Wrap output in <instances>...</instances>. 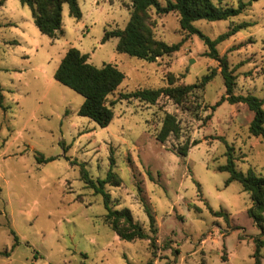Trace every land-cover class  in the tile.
I'll use <instances>...</instances> for the list:
<instances>
[{"label":"rangeland","instance_id":"obj_1","mask_svg":"<svg viewBox=\"0 0 264 264\" xmlns=\"http://www.w3.org/2000/svg\"><path fill=\"white\" fill-rule=\"evenodd\" d=\"M130 1L77 0L79 20L64 5L60 30L50 39L36 29L28 7L0 0V253L11 248L10 232L19 242L0 264H252L253 241H264V231L248 216L249 195L237 182L225 185L228 174L218 171L230 147L236 170L264 178V145L248 132L252 113L241 103L210 110L224 95L220 68L197 36L180 29L176 13L148 11L155 40L181 43L153 63L117 53L116 39L100 43L104 31L125 27ZM157 1L163 6L166 0ZM212 3L236 7L238 0ZM242 23L250 26L216 50L233 69L234 94L262 100L264 111V0L227 21L193 26L213 40ZM71 48L89 64H111L124 76L107 97V104L114 102L113 119L104 128L78 116L83 98L53 79ZM212 70L215 76L194 90L185 110L165 97L155 105L120 100L139 89L198 84ZM166 113L180 122L184 138L199 142L185 158L173 152L172 137L155 140ZM82 170L92 180L111 170L118 181L105 186L111 207L128 209L150 235L147 206L155 249L149 240L119 239L104 221L101 197L85 187Z\"/></svg>","mask_w":264,"mask_h":264},{"label":"trees","instance_id":"obj_2","mask_svg":"<svg viewBox=\"0 0 264 264\" xmlns=\"http://www.w3.org/2000/svg\"><path fill=\"white\" fill-rule=\"evenodd\" d=\"M257 0H248L243 3L238 0L236 7H221L212 3V0H166L162 6L157 0H131L129 5V20L123 29L104 31L100 43L116 39L115 51L125 54L131 58H136L148 63L155 62L158 58L168 56L178 51L181 43L167 45L153 38L148 11L153 10L156 15L176 13L179 17L178 23L182 31L188 35H195L207 48L206 56L218 63L219 74L223 80L224 95L210 107L211 111L220 106L223 102L230 105L244 104L252 113V120L248 126V132L253 137H258L264 145V111L263 101L252 96H240L234 94L235 76L233 69H229L225 56H219L216 46L227 40L235 33L239 32L250 24L242 23L231 27L227 32L211 40L197 30L193 23L197 21L218 22L227 21L240 15L246 6ZM3 2V1H1ZM22 6L28 7L34 26L41 35L54 38L60 30L62 20V7L67 6L68 15L79 20L81 12L77 0H18ZM215 76V70L200 78L198 84L172 86L160 89H139L132 93L122 95L120 100L134 99L149 105H155L160 97H165L174 105L186 109L187 99L194 94V90L202 89ZM123 74L111 64H103L95 67L88 63L87 56L78 50L69 49L61 59L59 65L53 73V79L60 85L70 89L83 98L77 115L85 117L101 128L110 124L113 119L112 106L114 102L107 104V97L111 95L121 84ZM170 137L175 139L173 152L179 158H185L188 150L197 145L198 141H189L180 126V122L174 115L166 113L161 121V127L155 135L158 143H165ZM112 154V152L110 153ZM226 163L218 168L219 172L228 174L225 185L237 182L242 191L249 195L251 207L248 216L254 225L264 231V178L254 175L251 171L242 173L235 169L232 149L226 147ZM53 158L44 160L39 158V162L51 161ZM109 165H114L112 155L109 158ZM81 179L87 189L93 191L102 199L105 210L104 221L112 231L123 241L149 240L151 249H155L154 236L156 234L155 221L147 206L144 211L148 219L149 234L133 221L130 211L126 208L114 210L110 205V195L105 191L106 185H118L114 173L109 170L103 179L92 180L87 172L81 171ZM214 212L213 215H218ZM13 243L9 251L0 253V256L9 257L10 252L18 245V238L13 232ZM253 263L259 264V250L264 246V241L255 239L254 241ZM222 261H225L222 257Z\"/></svg>","mask_w":264,"mask_h":264}]
</instances>
